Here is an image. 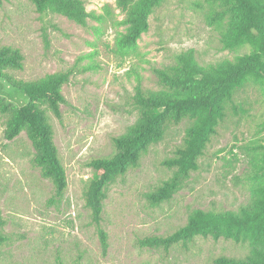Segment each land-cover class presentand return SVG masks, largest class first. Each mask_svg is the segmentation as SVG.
I'll return each instance as SVG.
<instances>
[{"label":"rangeland","instance_id":"obj_1","mask_svg":"<svg viewBox=\"0 0 264 264\" xmlns=\"http://www.w3.org/2000/svg\"><path fill=\"white\" fill-rule=\"evenodd\" d=\"M83 1L89 12L102 16L100 21L81 26L60 14L42 18L29 0L0 1V46L18 48L25 58L23 70L8 71L11 76L28 82L72 71L62 89L61 118L48 112L68 180L60 203H50L55 189L35 167L26 132L6 140V117L0 115V215L8 222L3 232L10 238L0 248V264H214L221 256L245 259L250 246L226 239L198 237L188 250L177 246L169 253L143 247L141 241L176 232L194 210L238 213L249 204L252 192L246 178L257 158L254 147L264 136V91L252 84L235 95L244 113L229 114L199 160V170L170 201L153 205L148 194L173 176L174 170L163 163L182 145L188 121L171 126L139 168L110 185L102 222L109 248L103 253L85 207L84 192L94 172L88 164L111 157L112 138L136 123V87L161 91L155 70L172 65L181 52L193 50L199 64L208 66L234 60L248 49H224L219 32L207 24L205 0H166L150 17L149 32L136 49L122 55L116 40L126 33L125 15L113 0ZM0 94L26 104V97L13 89Z\"/></svg>","mask_w":264,"mask_h":264},{"label":"trees","instance_id":"obj_2","mask_svg":"<svg viewBox=\"0 0 264 264\" xmlns=\"http://www.w3.org/2000/svg\"><path fill=\"white\" fill-rule=\"evenodd\" d=\"M29 1L42 18L60 14L81 26H87L89 20L102 19L89 12L83 0ZM113 1L125 15L122 24L127 27L126 33L116 40V46L118 53L126 55L134 51L142 35L149 32L150 17L166 0ZM205 2L209 8L207 24L219 32L224 49L235 51L246 47L248 52L234 60L208 66L199 64L193 50L181 52L172 65L155 70L161 91H145L140 84L136 87L133 98L139 112L136 123L126 134L112 138L115 153L111 157L95 158L88 164L94 172L84 192L85 207L97 226L104 254L109 242L102 222L110 185L139 168L142 158L153 145L163 141L171 126L188 121L182 145L163 163L174 170L173 176L148 194L153 205L170 201L191 174L199 170V160L205 156L229 114L244 113L235 102L237 91L248 84L264 91V0ZM24 60L20 49L0 46V91L10 88L26 97V104L19 105L0 94V115L6 117L4 135L6 140L13 141L26 132L35 150V167L55 189L50 203L57 204L65 196L68 180L48 112L61 118V106L65 103L62 89L70 82L72 71L25 82L8 73L23 70ZM261 131L264 133V122ZM254 152L257 158L246 178L252 192L247 206L238 213L194 210L187 224L176 232L148 237L141 245L169 253L177 246L188 250L198 237L226 239L248 244L250 253L245 259L221 256L214 264H264V136ZM7 223L0 215V248L10 242L3 232Z\"/></svg>","mask_w":264,"mask_h":264}]
</instances>
